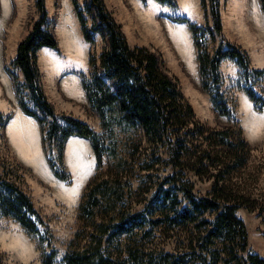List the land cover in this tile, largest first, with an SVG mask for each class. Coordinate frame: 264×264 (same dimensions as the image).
Here are the masks:
<instances>
[{
  "label": "trees",
  "instance_id": "obj_1",
  "mask_svg": "<svg viewBox=\"0 0 264 264\" xmlns=\"http://www.w3.org/2000/svg\"><path fill=\"white\" fill-rule=\"evenodd\" d=\"M154 1L178 8L176 0ZM199 1L209 21L199 24L180 13L169 18L186 24L201 87L232 122L216 127L201 121L163 59L145 45H130L104 0H83L82 5L71 0L83 40L92 42L98 34L105 42L97 55L88 53L89 71L80 73L99 120L96 130L56 111L43 91L37 51L56 48L57 40L47 23L45 0H35L38 17L9 62L22 80L5 67L16 103L39 125L46 162L56 178H70L63 149L71 136L88 140L97 168L108 159L81 195L63 264H264V256L250 248L238 215L245 209L264 220V191L246 192L227 183L247 162L250 146L229 102L220 64L229 59L237 65L240 88L257 110L264 108L258 89L264 68L251 66L246 51L224 38L219 0ZM258 2L264 17V0ZM11 115L0 112V125ZM11 172L0 157V215L35 235L42 247L40 264H53L58 249L52 234ZM196 180L208 181L203 192L195 189Z\"/></svg>",
  "mask_w": 264,
  "mask_h": 264
},
{
  "label": "rangeland",
  "instance_id": "obj_2",
  "mask_svg": "<svg viewBox=\"0 0 264 264\" xmlns=\"http://www.w3.org/2000/svg\"><path fill=\"white\" fill-rule=\"evenodd\" d=\"M82 5L83 0H77ZM178 8L154 0H104L130 45H145L164 61L168 74L175 76L196 116L209 126L221 127L232 118L218 113L200 84L190 33L185 23L175 22L170 14H184L203 24L209 21L199 0H176ZM224 38L243 48L251 66L264 68V17L258 0H219ZM47 23L53 31L56 48L37 51L43 91L56 111L79 117L99 130L96 112L88 104L80 84V73L89 71L88 53L95 55L104 46L96 34L92 42L83 40L71 0H45ZM38 17L35 0H0V112L12 113L0 125V157L10 164L13 179L32 199L58 249L53 264H63L61 255L77 227L78 204L88 182L106 168L108 159L97 168L87 139L71 136L63 149L68 181L56 178L47 162L37 122L19 109L8 66L22 80V73L9 62L17 43ZM224 87L242 134L250 146L243 167L232 173L228 184L246 192L264 191V108L257 110L240 88L237 65L229 59L220 64ZM264 93V78L258 83ZM208 181L196 180L195 189L203 192ZM251 249L264 256V220L240 209ZM41 245L9 216L0 215V254L3 264H40Z\"/></svg>",
  "mask_w": 264,
  "mask_h": 264
}]
</instances>
